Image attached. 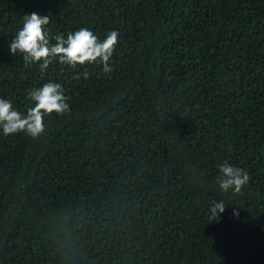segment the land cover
Listing matches in <instances>:
<instances>
[{
	"label": "trees",
	"instance_id": "trees-1",
	"mask_svg": "<svg viewBox=\"0 0 264 264\" xmlns=\"http://www.w3.org/2000/svg\"><path fill=\"white\" fill-rule=\"evenodd\" d=\"M32 12L118 31L112 71L12 55ZM48 82L68 112L0 128V264H264V0H0V99L26 113Z\"/></svg>",
	"mask_w": 264,
	"mask_h": 264
},
{
	"label": "clouds",
	"instance_id": "clouds-1",
	"mask_svg": "<svg viewBox=\"0 0 264 264\" xmlns=\"http://www.w3.org/2000/svg\"><path fill=\"white\" fill-rule=\"evenodd\" d=\"M48 24L47 15L37 12L25 15L23 27L10 42V53L12 55H17V52L22 53L26 64L42 61L39 64L41 71H45L57 58L60 64L72 68L78 64L98 63L103 65L105 73L112 71L109 60L119 42L118 31H110L103 41L92 30L85 27L69 32L66 38L64 34L51 37L49 30L45 27ZM51 39L56 42L52 44ZM84 77H88L87 71ZM28 97L34 104L27 108L26 113L13 108L10 100L0 99V128L5 135L25 132L36 138L45 130V116L53 112L63 115L70 109L60 83L48 82L40 88L31 89ZM218 167L221 174L217 177V182L224 192L232 189L235 193H240L250 179L248 172L242 168L234 167L226 162ZM224 210L225 204L222 201L215 203L210 208V212L212 217L218 218L213 220H218ZM234 214L239 215L235 211Z\"/></svg>",
	"mask_w": 264,
	"mask_h": 264
}]
</instances>
